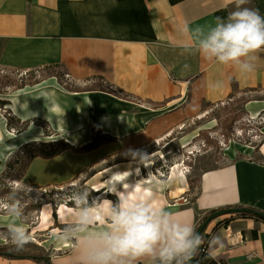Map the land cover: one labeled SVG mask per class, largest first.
<instances>
[{
  "label": "crops",
  "instance_id": "0c3cea01",
  "mask_svg": "<svg viewBox=\"0 0 264 264\" xmlns=\"http://www.w3.org/2000/svg\"><path fill=\"white\" fill-rule=\"evenodd\" d=\"M241 7L264 16V0H249ZM235 10L234 0H0V68L30 70L61 63L78 87L100 76L129 95L69 92L55 77L15 91L17 100H9L16 106L11 108L14 116L21 122H48L57 139L75 148L90 143L94 129L115 138L85 153L67 149L53 158L35 157L24 180L51 187L80 178L96 185L101 178L99 190L104 191L110 172L129 169L124 175H131L126 163L109 162L130 149L171 138L203 111L204 103L225 101L234 85L264 91V50L256 54L255 70L244 74L184 47L187 38L180 29L185 22L208 25ZM246 109L259 112L264 102L250 101ZM4 127L8 129L5 116L0 121L5 140ZM5 145L0 156L8 152ZM177 175L179 179L173 173L172 187L158 194V200L194 227L214 210L247 207L264 212V162L241 158L210 169L201 175L194 196L185 175ZM228 217L213 221L204 233L209 256L217 264H264V222L236 218L214 230ZM6 219L0 216V226L5 227ZM49 258L51 264H80L73 243ZM0 264L42 263L0 256Z\"/></svg>",
  "mask_w": 264,
  "mask_h": 264
},
{
  "label": "clouds",
  "instance_id": "9594fccd",
  "mask_svg": "<svg viewBox=\"0 0 264 264\" xmlns=\"http://www.w3.org/2000/svg\"><path fill=\"white\" fill-rule=\"evenodd\" d=\"M237 10L226 18L216 17L208 25H182L180 34L187 51L221 65H232L241 73L255 70L256 54L264 50V16L252 8L241 7L249 0H234ZM217 86H220L219 84ZM137 167L149 168L152 157L143 150H129ZM110 172L105 183L104 196L92 197L90 193L75 190L70 199L74 205L69 223L53 234L57 243L70 242L76 246L80 264H191L198 254L202 237L194 225L168 210L158 200L164 183L153 182L137 191L138 184H130L124 171ZM130 174H134L131 169ZM175 179H179L176 177ZM127 185V187H125ZM30 190V185L15 182L10 187L12 200L3 208L7 215L5 227L11 243L23 248L31 241L25 226L24 211L17 203L20 193ZM115 196L116 199H108ZM218 241V238H214Z\"/></svg>",
  "mask_w": 264,
  "mask_h": 264
},
{
  "label": "rangeland",
  "instance_id": "374dc122",
  "mask_svg": "<svg viewBox=\"0 0 264 264\" xmlns=\"http://www.w3.org/2000/svg\"><path fill=\"white\" fill-rule=\"evenodd\" d=\"M11 70V69H8ZM75 84V82L73 83ZM90 82L80 85L81 89H85ZM233 98L225 100L219 105L208 106L197 117L188 121L182 128L178 129L171 138L150 144L142 149L152 157L147 164L149 168L136 166V162L132 160L130 154H124L117 160L109 162L126 163L125 166L130 167L134 174L130 175L129 182H137L142 187L155 182L157 185L163 184L159 194L168 193V189L172 187V176L178 177L177 174L186 176L189 183L191 193L197 191L201 175L213 168L222 167L231 163L236 159H251L253 161L264 162V110L259 111L258 115L247 111L243 98L250 101H263L264 91L256 89L253 91L241 90L235 88ZM15 91L0 95L1 98L8 100L6 106L0 108V121L10 111L14 116L13 110L16 106L9 100H17ZM236 112L238 118L233 125V132L229 138L224 137L221 121L227 113ZM6 117V116H5ZM29 126H36L41 130L40 139H33L30 145H19L16 149L7 152L4 156H0V216L7 218L3 208L6 207L5 202L12 200L9 195L10 187L14 184L19 186L20 183L30 185L31 189H25L20 193L17 203L25 215L23 221L31 234V241L23 248H17L11 243L6 227L0 226V248L15 246L17 254H40L46 257L54 253H61L70 247V242L57 243L53 239V234L60 232L67 220H58V210L62 204L74 209V205L70 199V195L75 190L87 191L90 193L89 200L92 197H101L105 194L99 188L103 184L100 178L98 184L88 185V183L80 178L79 180L61 186H44L36 187L34 184L24 180L23 173L20 176V170L28 165L29 157L33 155L35 148H40L43 144L51 142H67L63 139H57L56 134L50 124L42 119H31ZM26 131V130H25ZM18 134L15 129H7L4 127L5 143L0 145V150L8 142L13 141V135ZM187 138L184 141L183 138ZM209 138V141H207ZM24 146V147H23ZM234 151V155L230 150ZM244 149L247 150L244 151ZM30 151V152H29ZM179 165L178 167H176ZM176 167V168H175ZM176 170L178 172H176ZM192 196V198H193ZM108 199L115 200V196H109ZM46 209L53 219H51V227L43 229L40 227V218L42 211ZM7 220V219H6ZM5 225V224H4ZM67 245H63L66 244Z\"/></svg>",
  "mask_w": 264,
  "mask_h": 264
},
{
  "label": "trees",
  "instance_id": "16d2710c",
  "mask_svg": "<svg viewBox=\"0 0 264 264\" xmlns=\"http://www.w3.org/2000/svg\"><path fill=\"white\" fill-rule=\"evenodd\" d=\"M51 77L57 78L60 85H62L69 92L101 91V92L111 93V94H114V95H117V96H120L123 98L129 97V95L126 94L122 89L114 86L113 84H111L106 79H104L103 77H100V76H93V77L88 78L86 80V82H90V84H88V86L85 89L78 88L75 86V84H73L74 81L71 79L70 73H69L67 67L61 63L48 64V65H45L42 67L30 69V70L17 69V68L8 70V69L0 68V93L5 94V93L9 92L10 90L17 91V90L23 89L27 86H35V85L40 84L44 80L51 78ZM236 87L237 86L234 85L233 92H234ZM253 90H256V89H247V90H245V92L246 91L247 92L253 91ZM233 92L228 96V98L226 100L233 98V96H234ZM242 101H244L245 104L250 102V100L247 98H243ZM223 102L224 101L217 102V103H204L202 110L204 111V110H206V108L208 106L219 105ZM7 104H9L7 101L0 100V108H3ZM5 116L7 119V125H8L9 130L15 129L17 131V133L20 134V133H22L28 129L30 121L21 122V120L18 119L16 116L11 115L10 111H8ZM237 118H238V116H237V113L235 111L231 112V113H227L226 116L223 118V120L220 123V126L222 128V132H223L224 137H226V138L230 137V135L233 132L234 122ZM114 140H115V138L110 137L108 135L101 134V132L99 130L94 129L93 140L90 143L83 145L82 147L75 148L67 142L64 143V142H58V141L46 143V144H43L40 148H35L33 155L29 157V160H31L35 157H42V158H46V159L53 158V157L61 154L64 150H67V149H73L77 152L85 153V152L95 150L98 147H100L101 145H103L105 143L112 142ZM207 141L211 142L209 140V138H207ZM25 145H30V143H27ZM29 162H28V165H29ZM28 165H26V169H27ZM26 169L24 166L20 170L19 175L21 176L23 173L22 176H24ZM255 210H257V209H255ZM214 211H211V212H214ZM257 211H259V210H257ZM211 212H209V213H211ZM207 215L195 227L196 230H197L198 226L206 219ZM236 218H254L256 220L262 221L256 217H254V216H250L247 214H236V215H231L230 217H228L222 221H219L217 223V225L215 226L214 230L218 229L221 226H227L231 221H233ZM208 227L204 230L201 237L204 236V233L206 232ZM206 239H208V235H206ZM202 248H203V245L201 244L199 252L196 255V259H195L194 264H217V262L209 256L208 252H206ZM16 249L17 248L15 246L2 247V248H0V256L12 258V259L16 258L19 255L16 253V251H15ZM23 256L25 258H31L34 261H36L37 263L48 264L50 262L49 257H46L44 255H40V254H37V255L36 254H24Z\"/></svg>",
  "mask_w": 264,
  "mask_h": 264
},
{
  "label": "bare ground",
  "instance_id": "6f19581e",
  "mask_svg": "<svg viewBox=\"0 0 264 264\" xmlns=\"http://www.w3.org/2000/svg\"><path fill=\"white\" fill-rule=\"evenodd\" d=\"M259 112H256L254 111L253 112V116H256L258 115ZM41 130L36 127V126H30V129L26 130L25 132H22L20 134H16V135H13L14 136V140L11 141V142H8L6 145H5V150L10 152L14 149H16L20 144L24 143V142H29V141H32L33 139H40L41 137ZM0 141L1 143H5L6 141L4 140V138L2 136H0ZM244 151L247 152L246 149H244ZM231 154L234 155V151L230 150ZM2 156V155H1ZM179 165H177L176 167H178ZM175 167V168H176ZM139 170L141 171V169L139 168ZM124 177H126L125 175L121 177V179H123ZM184 178H186V176H184ZM130 184H138L137 182H129ZM139 187L137 188V191H140L141 188H144L142 187L140 184H138ZM125 187H127V185H125ZM144 193L146 195H151V191L147 188H144ZM73 208L71 207H68L67 205H64L62 204L60 206V209L58 210V218L60 221H64V220H67L68 217L73 213ZM51 219L52 216L50 215V213L44 209L42 211V215H41V218H40V227L43 228V229H49L51 226Z\"/></svg>",
  "mask_w": 264,
  "mask_h": 264
},
{
  "label": "water",
  "instance_id": "95a60500",
  "mask_svg": "<svg viewBox=\"0 0 264 264\" xmlns=\"http://www.w3.org/2000/svg\"><path fill=\"white\" fill-rule=\"evenodd\" d=\"M236 214H247L254 216L264 222V212L257 211L252 208L247 207H229L220 210H215L207 215L206 219L198 226L197 232L202 236L204 230L211 224L213 221L221 219L224 216H231ZM17 258H25L23 255H18ZM196 256L194 257L191 264H194ZM48 264H51L50 262Z\"/></svg>",
  "mask_w": 264,
  "mask_h": 264
},
{
  "label": "built area",
  "instance_id": "2783aa9c",
  "mask_svg": "<svg viewBox=\"0 0 264 264\" xmlns=\"http://www.w3.org/2000/svg\"><path fill=\"white\" fill-rule=\"evenodd\" d=\"M202 245V249L208 252V239H206V235L202 237Z\"/></svg>",
  "mask_w": 264,
  "mask_h": 264
}]
</instances>
